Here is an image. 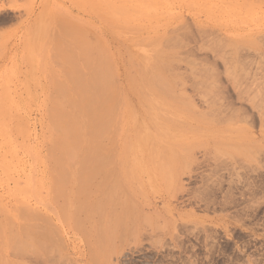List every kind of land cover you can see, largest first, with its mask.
I'll return each instance as SVG.
<instances>
[{"label": "rangeland", "instance_id": "374dc122", "mask_svg": "<svg viewBox=\"0 0 264 264\" xmlns=\"http://www.w3.org/2000/svg\"><path fill=\"white\" fill-rule=\"evenodd\" d=\"M0 264H264V0H0Z\"/></svg>", "mask_w": 264, "mask_h": 264}, {"label": "bare ground", "instance_id": "6f19581e", "mask_svg": "<svg viewBox=\"0 0 264 264\" xmlns=\"http://www.w3.org/2000/svg\"><path fill=\"white\" fill-rule=\"evenodd\" d=\"M73 67V66H72ZM97 70V66L95 67V69L92 71V70H90V76H91V88H92V90H91V92L89 93V95L88 96H84V94L82 93V90H83V86L81 85V83H78L79 84V86H78V89H79V92H78V96H76V98H73V100H72V102H71V104L70 105H72V110H71V115L72 116H75V121L76 122H78V121H82V123L84 124H86V126H85V129H88L89 130V126L87 127V125H89L90 124V122L91 121H93V119H91L92 118V114H91V110H93L94 108H95V105H94V94L95 93H97L98 91H99V87H98V85H102V83H104V80L105 79H107L108 77L110 78H113L112 76H113V74H114V71L112 70V68L110 67V68H108V67H105L103 64H99V68H98V70ZM104 72H105V74H106V77L104 76ZM96 74H97V76H96ZM84 76V75H83ZM74 77H76V76H74ZM85 77V76H84ZM78 78H76V80H77ZM80 79H82V78H80ZM74 80H75V78H74ZM82 80H84V79H82ZM81 80V81H82ZM113 80H114V78H113ZM74 87V86H73ZM84 88H85V86H84ZM78 89H77V91H78ZM96 95V94H95ZM78 98V99H77ZM67 100V99H66ZM81 102V104L79 103V101ZM90 101V102H89ZM92 102V103H91ZM89 112H90V117L91 118H88V114H89ZM95 112V111H94ZM66 113V112H65ZM79 114V113H81V114H83V115H85V116H87V117H84L83 116V118H81V116H78V115H76V114ZM73 114H75V115H73ZM96 117V116H95ZM83 119H84V122H83ZM90 120V121H87V122H85L86 120ZM72 120V119H71ZM81 121H80V123H81ZM79 123V122H78ZM89 123V124H88ZM76 125H77V123H76ZM91 126V125H90ZM82 127H84V125H81V128ZM106 127V126H105ZM81 128L80 127H78V126H76V129L74 130V134L72 135L73 137H75L76 136V138H78L77 136H79L80 135V132L83 130H81ZM91 128V127H90ZM84 129V130H85ZM94 129H95V127H94ZM94 131V130H93ZM83 132V131H82ZM86 131H84V133H85ZM99 133V132H98ZM94 134H95V132H94ZM93 135V134H92ZM97 136V135H96ZM95 136V137H96ZM80 138L82 137V136H79ZM93 137V136H92ZM91 137V138H92ZM80 138L79 139H77L78 140V143L80 144V141H82V140H80ZM93 139V138H92ZM83 140H84V138H83ZM86 141H88L89 143H90V141H89V139L88 140H86ZM95 141V140H94ZM88 142H87V144H88ZM84 143V142H83ZM81 145V144H80ZM84 145H85V143H84ZM89 145V144H88ZM76 146H77V144H76ZM76 149H78V148H76ZM81 151H83V150H81ZM85 151H86V149H85ZM89 152H90V150H89ZM75 157V156H74ZM74 157H70V158H74ZM88 157V156H87ZM66 159H67V157H66ZM65 160V159H64ZM68 160V159H67ZM72 161H74L73 159H72ZM71 161V162H72ZM64 162V161H63Z\"/></svg>", "mask_w": 264, "mask_h": 264}]
</instances>
